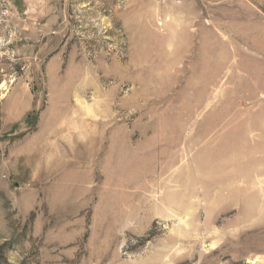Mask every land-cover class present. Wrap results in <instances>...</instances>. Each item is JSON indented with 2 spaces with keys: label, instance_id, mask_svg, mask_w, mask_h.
Returning <instances> with one entry per match:
<instances>
[{
  "label": "rangeland",
  "instance_id": "1",
  "mask_svg": "<svg viewBox=\"0 0 264 264\" xmlns=\"http://www.w3.org/2000/svg\"><path fill=\"white\" fill-rule=\"evenodd\" d=\"M0 264H264V0H0Z\"/></svg>",
  "mask_w": 264,
  "mask_h": 264
}]
</instances>
